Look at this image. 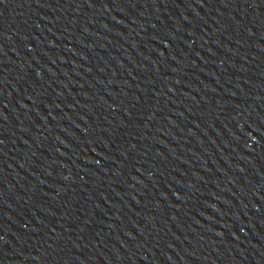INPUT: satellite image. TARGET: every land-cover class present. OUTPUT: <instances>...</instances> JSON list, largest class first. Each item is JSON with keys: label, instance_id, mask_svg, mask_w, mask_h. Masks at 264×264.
<instances>
[{"label": "water", "instance_id": "1", "mask_svg": "<svg viewBox=\"0 0 264 264\" xmlns=\"http://www.w3.org/2000/svg\"><path fill=\"white\" fill-rule=\"evenodd\" d=\"M0 264H264V0H0Z\"/></svg>", "mask_w": 264, "mask_h": 264}]
</instances>
